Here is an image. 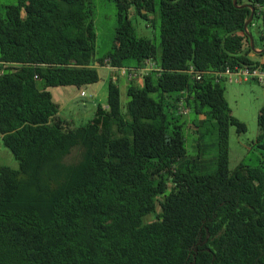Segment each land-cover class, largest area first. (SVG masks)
Returning a JSON list of instances; mask_svg holds the SVG:
<instances>
[{
  "label": "trees",
  "instance_id": "1",
  "mask_svg": "<svg viewBox=\"0 0 264 264\" xmlns=\"http://www.w3.org/2000/svg\"><path fill=\"white\" fill-rule=\"evenodd\" d=\"M112 1L117 26L101 59L93 0L0 3V137L19 163L0 168V264H264V163L231 170L230 130L247 126L218 76L264 68L244 28L251 9ZM244 4L256 9L249 31L259 29L264 48V0ZM139 21L159 29V44ZM107 60L135 69L150 60L161 71L128 81L126 107L110 79L107 107L73 127L51 89L98 83ZM258 123L264 149V107ZM211 134L215 157L200 144L189 153V137ZM76 149L81 158L67 164Z\"/></svg>",
  "mask_w": 264,
  "mask_h": 264
},
{
  "label": "rangeland",
  "instance_id": "2",
  "mask_svg": "<svg viewBox=\"0 0 264 264\" xmlns=\"http://www.w3.org/2000/svg\"><path fill=\"white\" fill-rule=\"evenodd\" d=\"M0 3L3 6H11L16 5L17 0H0ZM93 7L97 34L95 58L101 59L112 49L113 36L117 26V9L112 0H93ZM138 28L142 35L154 39L158 44L160 43L159 29L155 30L151 26L147 28L143 21L138 22ZM251 33L254 36L255 46L260 47L259 49L263 48L259 29L254 26L251 28ZM98 70L101 80L96 84L81 89L76 87L51 89L53 99L62 106L60 117L73 127L85 126L94 116L98 105L107 107L108 77L110 73L116 74L115 77L121 90L123 107H126L129 101L127 89L130 84L127 79L118 72H110L101 67ZM137 85L143 87V79H140ZM223 86L225 87L226 100L233 116L247 126V132L245 133H238L236 127H232L230 130V168L234 170L240 164L258 166L260 163H264V149L260 147V143L257 141V137L261 132L258 116L260 110L264 107V87L255 81L230 83L226 80ZM99 89L102 92L100 96L96 97L95 93ZM82 91H85V96H81ZM211 123L209 122L208 124ZM206 139L208 140L199 142L196 135L192 138L189 137V153L197 155L200 151L198 144H200L208 159L215 157L217 154L216 134H211ZM206 144H209V147L206 148ZM80 158L81 150L76 149L67 156L65 161L67 164H75ZM3 166H8L15 170L19 169L18 161L4 146L0 137V168Z\"/></svg>",
  "mask_w": 264,
  "mask_h": 264
},
{
  "label": "built area",
  "instance_id": "3",
  "mask_svg": "<svg viewBox=\"0 0 264 264\" xmlns=\"http://www.w3.org/2000/svg\"><path fill=\"white\" fill-rule=\"evenodd\" d=\"M103 69H107L112 72H118L120 75L125 77L127 81H133L144 76L149 75L151 72H159V68L150 60H148L143 68H131V67H115L112 66L110 61L107 60L104 66H100ZM190 74L194 73V69L191 68L188 71ZM219 77H225L230 83H240V82H249L256 81L264 87V68L262 67H235L234 69L227 68L224 72L218 74ZM197 79H200L199 74ZM113 80L116 81V78L113 77ZM85 91L81 92V96H85ZM181 112H190L189 109L184 108L183 101L180 102Z\"/></svg>",
  "mask_w": 264,
  "mask_h": 264
},
{
  "label": "water",
  "instance_id": "4",
  "mask_svg": "<svg viewBox=\"0 0 264 264\" xmlns=\"http://www.w3.org/2000/svg\"><path fill=\"white\" fill-rule=\"evenodd\" d=\"M234 5L236 8H250L251 9V14H250V17L249 19L247 20V22L245 23V31H246V34L248 35L249 37V40H250V43H251V46H252V50L254 52V54L256 55H261V54H264V48H261V49H257L256 46H255V40H254V36L253 34L249 31V26L252 24L254 18H255V14H256V9L254 6L250 5V4H244V5H239V0H234Z\"/></svg>",
  "mask_w": 264,
  "mask_h": 264
},
{
  "label": "crops",
  "instance_id": "5",
  "mask_svg": "<svg viewBox=\"0 0 264 264\" xmlns=\"http://www.w3.org/2000/svg\"><path fill=\"white\" fill-rule=\"evenodd\" d=\"M258 49H259V48H258ZM253 57H255V54H254V53H253ZM256 58H257V57H256ZM259 58H261L260 60L264 59L263 57H259ZM110 72H112V71H110ZM115 75H116V74L110 73V75H109V77H108V81H109L110 79H113V77L116 78ZM101 92H102V90L99 89V90L97 91V93H95V96H96V97H97L98 95L100 96ZM61 110H62V109H61ZM60 113H61V111H60ZM60 113H59V116H60Z\"/></svg>",
  "mask_w": 264,
  "mask_h": 264
}]
</instances>
